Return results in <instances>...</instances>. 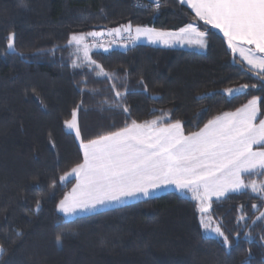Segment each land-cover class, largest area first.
I'll return each instance as SVG.
<instances>
[{"label": "trees", "instance_id": "1", "mask_svg": "<svg viewBox=\"0 0 264 264\" xmlns=\"http://www.w3.org/2000/svg\"><path fill=\"white\" fill-rule=\"evenodd\" d=\"M193 15L179 0H160L158 10L152 0H0V245L6 250L0 264H242L246 257L249 264H264V221L253 223L264 200L250 189L212 200L213 225L220 223L230 249L204 232L195 203L177 191L70 220L56 210L75 183L60 176L82 159L63 125L81 101L78 119L88 139L125 121L152 119L159 109H171L186 132L195 131L252 96L264 98L259 88L232 97L221 91L259 81L216 29L203 53L143 43L93 49L92 59L119 77L117 90L127 89L123 103L130 116L109 107L113 81L86 66L71 67V33L107 32L129 22L175 31ZM198 26L205 30L203 22ZM9 32L23 56L6 51ZM243 179L264 183V175ZM241 214L247 219L238 221Z\"/></svg>", "mask_w": 264, "mask_h": 264}, {"label": "snow or ice", "instance_id": "2", "mask_svg": "<svg viewBox=\"0 0 264 264\" xmlns=\"http://www.w3.org/2000/svg\"><path fill=\"white\" fill-rule=\"evenodd\" d=\"M179 3L190 8L194 15L191 22L175 31L133 26L129 22L107 29V35L124 40V47L143 38L166 47L187 44L203 49L208 46L209 31L219 30L233 58L239 54L242 63H246L248 71L259 81V84H242L221 91L228 97L245 93L250 88L264 91V0H179ZM154 4L158 10L160 0H154ZM199 22H203L204 31L198 26ZM105 34L104 30L71 33L67 40V47L73 49L71 67L82 69L86 66L97 77L113 81L114 101L109 107L120 108L130 116L129 107L123 103L127 89L117 90L114 81L119 77L116 73L106 71L90 55L93 48L103 47L96 41ZM15 36V32L8 33L6 51L23 56V52L17 53ZM138 83L148 91L142 78ZM262 99L252 96L234 111L208 119L195 131L186 132L182 120L172 119L171 109H159L160 115L152 119L125 121L123 127L88 139L84 138L78 119L83 108L81 101L71 109L70 119L64 120L63 125L69 134H74L82 159L70 172L60 176L61 182L74 177L76 183L56 204V210L65 220H70L81 213L122 205L128 200L146 201L155 192L174 187L177 192L191 194L201 228L221 238L223 246L230 249L232 241L219 222L213 225L210 209L213 197L220 200L230 193L249 189L264 200V183H246L243 179L246 175H264V118L258 120L264 117ZM55 183L53 181L51 187L55 188ZM40 206L41 201L37 200V211ZM257 207L252 205V208ZM237 219L244 221L247 216L241 214ZM257 221H264V211L253 219V223ZM236 235L238 237L239 233ZM245 235L251 237V232ZM260 240L264 241V235ZM56 242L61 244L59 235ZM5 251L0 245V256ZM242 264H249L247 257Z\"/></svg>", "mask_w": 264, "mask_h": 264}, {"label": "rangeland", "instance_id": "3", "mask_svg": "<svg viewBox=\"0 0 264 264\" xmlns=\"http://www.w3.org/2000/svg\"><path fill=\"white\" fill-rule=\"evenodd\" d=\"M150 27V26H149ZM158 29V28H157ZM94 31H101V30H94ZM165 31H168V30H165ZM202 31V30H201ZM91 32V31H90ZM106 34L105 35H107V32H105ZM100 38V37H99ZM99 38H97V41H96V43H99V44H102L103 45V47H95V48H93V49H96V48H98V49H101V50H105V48H107V49H109V47H111V46H118V47H124L123 45H124V43H125V41L124 40H121V39H119L118 38V41L115 43V42H112V41H100V39ZM89 39V43H92V39L91 38H88ZM207 40H208V46H209V38H207ZM139 43H143V44H149V45H152V46H158V47H166V46H164V45H162V44H151V43H149L146 39H140V40H138V41H136L134 44H139ZM129 45H133V43H128V46ZM127 46V47H128ZM208 46H207V48H208ZM166 48H184V49H189V50H194V51H197V52H201V53H203V52H205L206 50H207V48H199V47H196V46H189V45H187V44H184V45H181V44H176V45H174V46H170V47H166ZM93 49H92V51H93ZM91 51V52H92ZM71 178H74V177H69L68 179H71ZM75 184V183H74ZM160 191H162V190H159V191H157V192H155V193H158V195H161V194H164V193H166V192H160ZM70 192V191H69ZM161 193V194H160ZM178 193H180V192H178ZM180 194H182V193H180ZM157 195V196H158ZM182 195H184V196H187V197H190L191 198V194H182ZM213 199H215L214 197H213ZM128 201H134V200H128ZM128 201L127 202H125L124 204H122V205H113V206H111V207H109V208H112V207H120V206H123V205H126L127 203H128ZM131 203V202H130ZM108 209V208H107ZM104 210V209H103ZM97 211H101V210H97ZM97 211H95V212H97ZM95 212H92V213H95ZM92 213H81V214H79L78 216H76V217H79V216H85V215H89V214H92ZM76 217H73V218H76ZM73 218H71V219H73ZM208 235H213L214 233H211V232H209V233H207Z\"/></svg>", "mask_w": 264, "mask_h": 264}, {"label": "crops", "instance_id": "4", "mask_svg": "<svg viewBox=\"0 0 264 264\" xmlns=\"http://www.w3.org/2000/svg\"><path fill=\"white\" fill-rule=\"evenodd\" d=\"M217 31H219V30H217ZM222 34V33H221ZM236 55H238L239 56V54H236ZM240 57V56H239ZM240 59H241V57H240ZM246 64V63H245ZM258 122V121H257ZM71 179H74L75 180V178H71ZM75 183H76V180H75ZM75 185V184H74ZM72 190V189H71ZM71 190H70V192H71ZM171 191H176L175 190V188L174 187H168V188H164V189H162V191H160L161 193L162 192H171ZM69 192V193H70ZM159 193V192H158ZM158 193H154L153 194V196L152 197H154V196H157L158 195ZM160 193V194H161ZM151 197V198H152ZM140 200H144V199H140ZM140 200H134V201H128V203L127 204H129L130 202L132 203V202H136V201H140ZM112 208H114V207H112ZM108 209H110V208H108ZM105 210V209H104ZM102 211V210H101ZM97 212H100V211H97ZM96 213V212H95ZM93 214V213H92Z\"/></svg>", "mask_w": 264, "mask_h": 264}, {"label": "built area", "instance_id": "5", "mask_svg": "<svg viewBox=\"0 0 264 264\" xmlns=\"http://www.w3.org/2000/svg\"><path fill=\"white\" fill-rule=\"evenodd\" d=\"M119 37H115V36H109V35H104L102 37H100V41H112V42H117ZM120 39V38H119ZM122 40V39H121Z\"/></svg>", "mask_w": 264, "mask_h": 264}, {"label": "water", "instance_id": "6", "mask_svg": "<svg viewBox=\"0 0 264 264\" xmlns=\"http://www.w3.org/2000/svg\"><path fill=\"white\" fill-rule=\"evenodd\" d=\"M152 1H154V0H152Z\"/></svg>", "mask_w": 264, "mask_h": 264}]
</instances>
